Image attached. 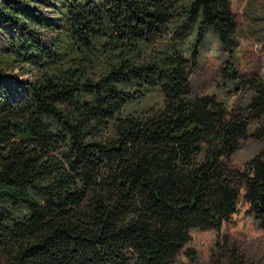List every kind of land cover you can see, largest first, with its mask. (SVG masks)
Listing matches in <instances>:
<instances>
[{
  "label": "trees",
  "instance_id": "16d2710c",
  "mask_svg": "<svg viewBox=\"0 0 264 264\" xmlns=\"http://www.w3.org/2000/svg\"><path fill=\"white\" fill-rule=\"evenodd\" d=\"M57 1L55 18V0H0V264L194 260L192 231L220 232L241 200L264 228V151L232 163L264 117V77L233 65L232 0ZM209 29L245 105L193 89ZM149 88L162 101L128 109Z\"/></svg>",
  "mask_w": 264,
  "mask_h": 264
},
{
  "label": "rangeland",
  "instance_id": "374dc122",
  "mask_svg": "<svg viewBox=\"0 0 264 264\" xmlns=\"http://www.w3.org/2000/svg\"><path fill=\"white\" fill-rule=\"evenodd\" d=\"M232 9L238 22L239 38L233 65L241 75L264 77V0H232ZM61 11V4L57 0L55 7L46 9L55 18L59 17ZM227 58V49L221 44L217 33L209 29L199 65L189 69L193 89L200 94H216L227 101L229 106L245 105L250 95L248 89L237 91V85L223 77L222 70ZM27 69L29 72L24 74ZM14 72L21 74L23 78L32 79L38 76L37 70L28 65H25L24 70L18 66ZM144 90L146 95L139 102L131 103L128 109L135 107L143 110L162 101L157 88ZM259 122L260 124L257 121L252 123L250 135L242 141L240 149L233 155L232 163L235 166H244L249 159L264 151V141L252 135L257 126L264 128V117ZM225 238L229 239L231 245L239 248V253L247 263L264 264V228L255 220L250 205L244 200H241L238 213L229 223L223 225L220 232L193 230L192 240L185 249L195 250L197 256L190 260L184 251L177 264L221 263L219 260L223 255L220 248Z\"/></svg>",
  "mask_w": 264,
  "mask_h": 264
}]
</instances>
